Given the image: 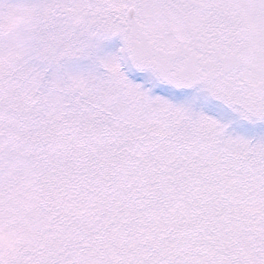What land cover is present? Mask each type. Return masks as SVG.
I'll return each mask as SVG.
<instances>
[{
  "label": "snow or ice",
  "instance_id": "1",
  "mask_svg": "<svg viewBox=\"0 0 264 264\" xmlns=\"http://www.w3.org/2000/svg\"><path fill=\"white\" fill-rule=\"evenodd\" d=\"M0 264H264V0H0Z\"/></svg>",
  "mask_w": 264,
  "mask_h": 264
}]
</instances>
